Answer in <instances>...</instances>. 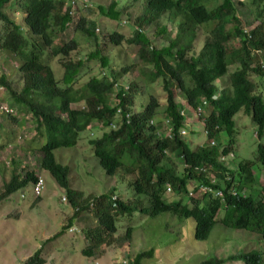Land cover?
Returning a JSON list of instances; mask_svg holds the SVG:
<instances>
[{
	"label": "trees",
	"instance_id": "1",
	"mask_svg": "<svg viewBox=\"0 0 264 264\" xmlns=\"http://www.w3.org/2000/svg\"><path fill=\"white\" fill-rule=\"evenodd\" d=\"M16 1L0 0V20L10 26V29H2L6 33L0 37V52L13 54L20 64L24 88L21 93H15L5 75L0 77V87L20 106L19 113L30 116L43 145L28 148L27 152L37 154L41 169L66 191L69 204L77 211L75 218L88 211L97 220L93 231L85 233L89 245L81 250L84 258L97 257L117 241L123 243L124 252L128 254L131 248L127 244L132 243L133 227L118 239L116 221L119 216H131L139 210L152 218L174 214L195 219L197 241H207L217 224L250 232L264 241V178L256 177V162L236 163L234 121L243 112L257 127L258 139L264 138V100L256 95L259 84L252 81L254 76H264L261 68L264 66V12L258 17L260 25L248 33L231 0L217 2L213 8H209L208 0H135L133 5L140 2L142 8L139 20L130 13L124 14L127 7L121 12L117 0H23L28 1L20 10L25 15L23 24L31 37L39 38L40 45H36L27 41L19 25L7 16V8L13 7ZM79 4L88 12H94L92 8H95L99 22L105 19L115 24L124 14L132 26L140 28L136 27V31L131 28L134 33L130 40L134 43L128 49L135 47L138 61L152 67L153 82L162 83L163 119L157 116L162 102L153 94L142 103L140 112L135 111L138 84L126 82L133 65L122 68L119 65L120 69H114L111 64L115 65L117 60L104 52L108 44L122 48L128 38L113 31L101 41L97 21L81 15L76 19L72 14L79 13ZM70 25L94 42V51L88 60L98 63L84 76H80L84 61L72 60V54L77 51L74 40L53 47ZM171 26L176 29L175 35ZM144 27L149 28L148 32L153 29L155 37L169 44L159 49L151 47ZM199 30L207 37L203 48L195 55L194 41ZM44 47L52 49L53 55L60 58L65 70L62 79L55 76L51 65L44 63ZM116 58L121 59L119 52ZM233 66L236 71L230 73ZM185 76L190 77L191 88L186 86ZM227 76L228 81L220 88L218 83ZM179 93L184 95V102L178 101ZM204 102L207 103L204 114L197 120L208 131V143L192 147L183 138L187 135H180L189 125L181 112L185 106L196 110L204 106ZM9 118L14 126L25 127V119L20 122L15 116ZM95 126L108 131L90 141L94 156L107 177H122L123 171L131 177L133 202H124L113 193L81 202V198L77 200L79 195L71 190L70 168L57 162L55 152L77 147L81 134ZM11 135L12 139L0 137V150L16 146L19 135L15 130ZM222 135L227 140L224 145ZM214 141L217 143L213 146ZM174 155L180 159L178 165L182 166V171L177 169ZM230 158L236 165L227 163ZM221 159H224L223 164ZM257 161L264 168V143L258 145ZM1 173L4 176L6 170ZM11 175L0 194V202L26 190L37 180V175L29 171L25 175L14 171ZM169 196L176 200L168 202ZM137 198L149 199V209L143 206V199L139 203ZM75 218L70 219L66 229ZM154 254L152 249L138 254L132 262L128 258L130 264H144ZM238 262L263 264L264 255L244 249L226 259L214 257L200 264ZM25 264H46V260L41 259L38 252Z\"/></svg>",
	"mask_w": 264,
	"mask_h": 264
},
{
	"label": "rangeland",
	"instance_id": "2",
	"mask_svg": "<svg viewBox=\"0 0 264 264\" xmlns=\"http://www.w3.org/2000/svg\"><path fill=\"white\" fill-rule=\"evenodd\" d=\"M134 1L117 0V8L124 12L125 7H127L124 14L130 13L129 15L135 16L139 20V9L142 11V8L140 7V2L134 6ZM231 1L236 7L238 17L245 24L244 31L249 33L260 25L258 17L264 12V1ZM208 2L210 3L209 8H213L214 4H217V2L221 4L223 0H208ZM24 4L28 5V1L24 3L23 0H17L13 7L7 8V16L11 21L19 25L27 41L40 45L39 38L31 37L28 27L23 24L25 15L20 10H22ZM82 9L83 5L79 4V13L74 12L72 14L77 16L76 19H79L78 16L81 15V17H85L88 20L97 21V28H99L97 34L101 41L113 31L124 34L128 38L123 43L122 48L117 49L108 44L104 48V52L110 53L109 57L111 58L113 55L117 60L115 65L114 63L111 64L114 69H120L123 65H133L131 66V72L126 77L128 78L126 82L132 83L134 81L138 84L139 92L137 93V102L134 105L135 111L140 112L142 103H146L148 95L153 94L162 102L157 116L158 119H163L162 108H164L165 94L162 91V83L159 81L153 82L152 67L147 63L138 61L137 49L135 47L128 49L134 43L130 40L134 33L131 28H134V31H136V27L137 30L140 28L136 25L132 26V22L124 14L122 18H119L113 24L105 19L99 22L98 17L100 16H98L95 8H92L94 12ZM76 19L74 22L77 21ZM127 21L130 25H128ZM7 28L10 29V26L5 21L0 20V31L2 32L0 37L5 36L6 32L3 30ZM144 28L146 29L144 32L146 38L152 43L151 47L154 49H159L169 44L163 41L162 38L155 37L153 29L148 32L149 28ZM170 29L175 35L176 29L172 26ZM197 34V39L194 41L193 53L195 55L199 54L207 37V34L201 30L197 31ZM72 40L77 44V51L72 54V60L73 62L77 59L84 61L85 65L81 69L80 75L84 76L90 73V68L98 63L93 59L91 61L88 60L89 55L94 51V42L80 32H76L74 27L70 25L69 30L62 35L61 40L57 41L53 47H60ZM102 46H105L104 43ZM126 48L128 49L127 51ZM44 50L45 53L42 57L44 63L51 65L55 76L62 79L65 70L60 64V58L53 55L52 49L44 47ZM118 52L121 59L116 58ZM12 56L13 54L0 52V77L5 75L13 91L19 94L24 88V81L19 71L20 64ZM119 65H121L120 68H118ZM234 71H236V68L233 66L230 68V73ZM226 81H228V76L220 80L218 83L220 88L225 85ZM252 81L259 84L260 88L256 95L264 100V76L258 78L254 76ZM185 83L188 88L192 87L190 77L185 76ZM184 99V95L179 93L178 101L184 102ZM2 100L3 105L14 112L20 108V106L13 103L11 95L4 87H0V101ZM77 106L81 107L82 105ZM187 109H184L185 113L192 111ZM18 117L25 118L26 115L20 113ZM7 118L0 113V126L5 129L4 131L0 128V137L12 139L13 136L11 134L15 130L22 140L16 146L11 145L7 150H0V194L4 189V185L10 182L11 174L14 171H17L19 175H25L27 171L34 172L38 176L41 175L45 183V189L42 196L38 198L32 194V188L28 187L25 193L19 191L7 200L0 202V264H25L29 258L38 252H40V258L46 260V264H121L120 260L124 261L123 264H125L129 258L132 262L138 254L152 249L155 250L153 258L147 260L144 264H200L214 257L226 259L231 255L244 251V249L264 255V241L260 236L250 232L237 231L226 228L222 224H217L207 241H197L195 239V219L179 217L174 214H162L159 217L152 218L149 214H143L139 210L131 216L127 214L119 216L118 221H116L118 227L116 237L118 239L126 234L128 228L133 227L132 243L130 245L127 244V247L131 248L128 250V254L124 252L123 243L117 241L112 247L103 249L104 252L97 254V257L84 258L81 255V250L89 245V240L86 238L85 233L93 231L97 222L96 218L88 211L81 212L75 218L77 211L69 204L66 191L60 188L49 173L41 169L39 164L40 157L35 153L27 152L28 148H39L43 145V141L35 132V126L30 116H27L25 119L26 125L21 129L18 124L16 126L12 124L11 118ZM197 119L198 117H188L187 123L189 125L186 130L184 128L187 136L183 138L192 147L208 143L203 124L198 122ZM234 121L236 130V163L239 164L243 161L256 162L254 172L260 180L264 178V168L257 161L258 145L259 143H264V138L262 140L258 139L257 127L251 118L243 112H240ZM96 127L81 134L77 147L56 151L57 162L70 168V188L79 195L77 200L81 198V202H83L88 201L92 197H102L113 193L116 198L124 200V202H133V192L130 188L131 177H128L124 171L121 172L122 177H107L99 165V160L94 156L90 141L101 138L103 133L108 131V129L102 131L99 127L95 129ZM117 127H119V124ZM222 137L221 141L224 145L227 140L225 135H222ZM214 142L217 143L216 141ZM174 156L172 157L175 159L177 169L182 171V166L178 165V163H181L180 159ZM221 163H224V159H221ZM227 163H230L231 166L232 164L236 165L231 158L227 160ZM128 164H131V161ZM2 170H6L4 176H2ZM136 200L139 203L142 200L143 206L149 209V199L137 198ZM175 200L176 198L173 196H169L167 199L168 202ZM221 217H223L222 214ZM72 218H75L74 223L70 228L66 229ZM128 264H130V260ZM237 264H242V262Z\"/></svg>",
	"mask_w": 264,
	"mask_h": 264
},
{
	"label": "built area",
	"instance_id": "3",
	"mask_svg": "<svg viewBox=\"0 0 264 264\" xmlns=\"http://www.w3.org/2000/svg\"><path fill=\"white\" fill-rule=\"evenodd\" d=\"M128 90V88H127ZM204 106L202 107H199L197 108L196 110H192V111H187L188 113H185V111L183 110L181 112V116L187 121L188 120V117H191L193 116L194 117H200L202 114H204V107L207 106V103L204 102L203 103ZM184 109H187V106H185ZM2 110H5V111H8L7 108H3ZM188 110V109H187ZM190 110V109H189ZM192 115V116H191ZM207 135H208V132L206 131L205 132ZM180 135H187V132H185V130H182L180 132ZM216 143L215 142H212V145L214 146ZM44 188H45V183H44V180L41 176H38L37 178V181L35 182L34 184V187H33V194L35 197H40L44 191ZM124 262V261H123ZM126 263V262H125ZM123 264V263H122Z\"/></svg>",
	"mask_w": 264,
	"mask_h": 264
},
{
	"label": "clouds",
	"instance_id": "4",
	"mask_svg": "<svg viewBox=\"0 0 264 264\" xmlns=\"http://www.w3.org/2000/svg\"><path fill=\"white\" fill-rule=\"evenodd\" d=\"M247 32V31H246ZM261 68L262 69H264V66H261ZM1 88H3V87H1ZM127 88L128 87H126V90H127ZM128 91V90H127ZM0 104H1V106H0V113L1 114H3V116H5V117H9V116H15L16 117V119H19V121L21 122V121H23V119H26L27 118V116L25 117V118H21V117H18V115L20 114L17 110H16V112H14L13 110H11V109H9L7 106H4L3 105V102H1L0 101ZM3 108H7V110L8 111H5V110H2ZM26 125V124H25ZM204 127V126H203ZM22 127H20V129H21ZM24 128V127H23ZM204 131L206 132V130L204 129ZM208 132V131H207ZM207 135V134H206ZM20 140H22V138L19 136V138H18V142L20 141ZM10 148V147H9ZM39 176H41V175H39ZM42 177V176H41ZM37 178H38V175H37ZM37 181V180H36ZM35 184V183H34ZM34 184H32L30 187L32 188V194H33V187H34ZM45 189V188H44ZM22 191V190H21ZM44 192V191H43ZM23 193H25V190L23 191ZM43 194V193H42ZM34 195V194H33ZM42 196V195H41ZM40 196V197H41ZM22 197H24V196H22ZM36 198H38V197H36Z\"/></svg>",
	"mask_w": 264,
	"mask_h": 264
}]
</instances>
